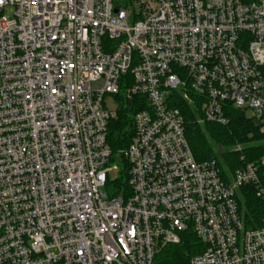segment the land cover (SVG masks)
<instances>
[{
  "label": "built area",
  "instance_id": "1",
  "mask_svg": "<svg viewBox=\"0 0 264 264\" xmlns=\"http://www.w3.org/2000/svg\"><path fill=\"white\" fill-rule=\"evenodd\" d=\"M175 92L264 130V0H0V264H155L188 230L191 264H264L237 199L264 200V158L197 161ZM135 97L114 195L108 124Z\"/></svg>",
  "mask_w": 264,
  "mask_h": 264
},
{
  "label": "trees",
  "instance_id": "2",
  "mask_svg": "<svg viewBox=\"0 0 264 264\" xmlns=\"http://www.w3.org/2000/svg\"><path fill=\"white\" fill-rule=\"evenodd\" d=\"M125 78H132L128 73ZM174 102L181 109L185 118V134L197 161L217 160L223 174L226 168L234 172L249 163H257L264 158V130L244 111L230 107L226 115L228 123H199L200 112L194 104L188 102L179 92L174 93ZM118 99V117L108 124L107 141L112 154L110 164H118L119 172L115 179H109L105 186L114 195L128 191L129 163L123 151L128 147L133 136L132 115L137 111L136 100ZM237 144L243 145L237 150H230ZM226 148L222 157L216 155L215 147ZM264 184V165L260 169ZM238 203L247 228L262 225L264 218V200L256 194L253 185L239 189ZM202 251V245L196 234L188 230L182 234L179 244H168L156 255L155 264H191L194 255Z\"/></svg>",
  "mask_w": 264,
  "mask_h": 264
},
{
  "label": "rangeland",
  "instance_id": "3",
  "mask_svg": "<svg viewBox=\"0 0 264 264\" xmlns=\"http://www.w3.org/2000/svg\"><path fill=\"white\" fill-rule=\"evenodd\" d=\"M133 19H134V18L131 17V21H133ZM109 97H110V96H109ZM107 99H109L111 106H114L115 102L112 101L111 98H108V97H107ZM198 122H199V123H203V122H200V121H198ZM257 124H258V123H257ZM258 125H260V124H258ZM240 147L242 148L243 145H241V144H237V145H235V146H233V147H230V150H237V149L240 148ZM225 150H226V148H224V147H222V146H216V147H215L216 155L219 156V157H222V156H223V153L225 152ZM226 171H227V172H230V171H229V168H226ZM112 175H115V173H113ZM103 190H104V191H107L106 188H103Z\"/></svg>",
  "mask_w": 264,
  "mask_h": 264
}]
</instances>
